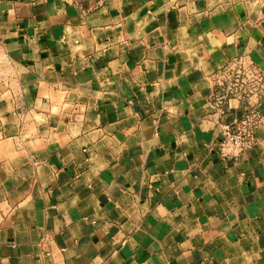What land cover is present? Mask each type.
Returning <instances> with one entry per match:
<instances>
[{
	"label": "crops",
	"instance_id": "0c3cea01",
	"mask_svg": "<svg viewBox=\"0 0 264 264\" xmlns=\"http://www.w3.org/2000/svg\"><path fill=\"white\" fill-rule=\"evenodd\" d=\"M238 58L264 82V0H0V264H264Z\"/></svg>",
	"mask_w": 264,
	"mask_h": 264
},
{
	"label": "built area",
	"instance_id": "2783aa9c",
	"mask_svg": "<svg viewBox=\"0 0 264 264\" xmlns=\"http://www.w3.org/2000/svg\"><path fill=\"white\" fill-rule=\"evenodd\" d=\"M220 78L225 98H246L254 94L258 84L264 83L255 65L243 58L225 65ZM259 123L257 113L249 110L230 123L221 125L216 144L217 154L227 160L239 158L253 146L254 134Z\"/></svg>",
	"mask_w": 264,
	"mask_h": 264
}]
</instances>
